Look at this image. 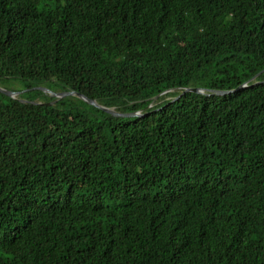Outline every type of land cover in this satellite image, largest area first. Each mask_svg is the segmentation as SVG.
<instances>
[{
  "label": "trees",
  "instance_id": "1",
  "mask_svg": "<svg viewBox=\"0 0 264 264\" xmlns=\"http://www.w3.org/2000/svg\"><path fill=\"white\" fill-rule=\"evenodd\" d=\"M263 71L264 0H0V87L146 112L0 94V264H264V83L148 109Z\"/></svg>",
  "mask_w": 264,
  "mask_h": 264
},
{
  "label": "water",
  "instance_id": "2",
  "mask_svg": "<svg viewBox=\"0 0 264 264\" xmlns=\"http://www.w3.org/2000/svg\"><path fill=\"white\" fill-rule=\"evenodd\" d=\"M264 72V71H263ZM259 73L258 75H256L253 79H251L249 82L243 84L242 86H240L237 90L234 91H219V90H210V89H201V88H191V87H184V88H177V89H171V90H167L165 92H163L162 94L156 96L153 98V102L148 106V109L152 108L154 106V101L158 100L162 95L167 94L169 92H180V94L174 98L171 103H175L176 101H178L182 96H184L187 93H195V94H200V95H204L207 97H224L230 94H233L236 91H241V90H245L247 88L256 86L258 84L264 83L261 81H257L258 78L260 77V75L263 73ZM51 88H56L58 89V93L59 96L57 98L49 96L46 94V91L51 89ZM33 91H40L44 94H46L47 96H49L50 98L53 99L52 102L49 103H42V102H37V101H28V100H24L22 98V95L26 92H28V90L24 91V92H15V91H11V90H7L5 88L0 87V94L5 95L9 98H11L12 100L18 101L22 104H31V105H46V106H54L57 102L63 100V99H70V98H75V99H79L83 102H85L86 104L93 106L97 109H99L100 111L104 112L105 114L111 116V117H115V118H122V119H127V118H140L143 117L146 112L143 111H139V112H135V113H121L119 111H117L115 108H110L105 106L103 103L95 100V99H91L86 95H83L79 92L76 91H65L62 90L61 88L55 87V86H49V85H41V86H36L32 89Z\"/></svg>",
  "mask_w": 264,
  "mask_h": 264
},
{
  "label": "bare ground",
  "instance_id": "3",
  "mask_svg": "<svg viewBox=\"0 0 264 264\" xmlns=\"http://www.w3.org/2000/svg\"><path fill=\"white\" fill-rule=\"evenodd\" d=\"M46 94H48L49 96L55 97V98H57V97L59 96V93H58V94H55V93H53V92L50 91V90H47V91H46Z\"/></svg>",
  "mask_w": 264,
  "mask_h": 264
},
{
  "label": "flooded vegetation",
  "instance_id": "4",
  "mask_svg": "<svg viewBox=\"0 0 264 264\" xmlns=\"http://www.w3.org/2000/svg\"><path fill=\"white\" fill-rule=\"evenodd\" d=\"M8 90V89H7ZM10 90V89H9ZM50 91H52L53 93H55V94H58V92L57 91H55V90H53V89H49ZM11 91H13V90H11ZM16 92V91H15ZM48 95V94H47Z\"/></svg>",
  "mask_w": 264,
  "mask_h": 264
},
{
  "label": "rangeland",
  "instance_id": "5",
  "mask_svg": "<svg viewBox=\"0 0 264 264\" xmlns=\"http://www.w3.org/2000/svg\"><path fill=\"white\" fill-rule=\"evenodd\" d=\"M48 5H52V2H47ZM49 97V96H48Z\"/></svg>",
  "mask_w": 264,
  "mask_h": 264
}]
</instances>
